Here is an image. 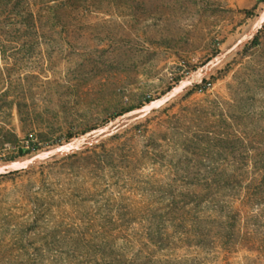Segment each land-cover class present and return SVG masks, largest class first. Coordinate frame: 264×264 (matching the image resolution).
<instances>
[{
    "label": "trees",
    "instance_id": "1",
    "mask_svg": "<svg viewBox=\"0 0 264 264\" xmlns=\"http://www.w3.org/2000/svg\"><path fill=\"white\" fill-rule=\"evenodd\" d=\"M102 1L0 0V57L68 30L76 12ZM16 67L0 66V84ZM193 104L196 128L141 146L116 132L49 164L71 176L46 182L25 204L8 264H264V121L251 108L240 119L226 114L216 98ZM1 107L10 114L14 105Z\"/></svg>",
    "mask_w": 264,
    "mask_h": 264
},
{
    "label": "rangeland",
    "instance_id": "2",
    "mask_svg": "<svg viewBox=\"0 0 264 264\" xmlns=\"http://www.w3.org/2000/svg\"><path fill=\"white\" fill-rule=\"evenodd\" d=\"M263 10L264 0H103L76 12L68 30L58 27L31 49L1 56L0 66L18 67L7 70L0 84L5 92L0 100V138L9 140L0 142V165L81 137L115 120L127 107L159 98L249 32ZM255 36L234 56L204 72L198 83L209 88L206 94L196 92L195 84L163 108L128 118L114 133L137 136L141 146L151 135L196 128L191 107L208 97L222 100L226 114L235 112L240 119L251 108L263 122L264 32L256 46ZM11 103L9 114L1 106ZM249 120H242L245 132L250 131L244 125ZM30 137L40 150L20 157ZM86 148L19 173L0 174V264L13 260L8 239L19 231L24 206L31 204L35 191L50 180L71 176L65 168L48 165Z\"/></svg>",
    "mask_w": 264,
    "mask_h": 264
},
{
    "label": "water",
    "instance_id": "3",
    "mask_svg": "<svg viewBox=\"0 0 264 264\" xmlns=\"http://www.w3.org/2000/svg\"><path fill=\"white\" fill-rule=\"evenodd\" d=\"M263 25L264 10L249 32L241 36L226 51L210 58L205 64L198 68L194 76L182 80L159 98L143 106L122 113L115 120L104 126L94 128L83 134L81 137H76L55 147L39 151L22 160L2 164L0 165V174L23 171L40 162L48 161L68 153L76 152L90 145H95L101 140V138L113 134L117 127L124 123L128 118L145 116L163 108L182 95L185 91H187V89L197 84L203 77L205 71H209L221 61L234 56L245 43H247L259 32Z\"/></svg>",
    "mask_w": 264,
    "mask_h": 264
},
{
    "label": "built area",
    "instance_id": "4",
    "mask_svg": "<svg viewBox=\"0 0 264 264\" xmlns=\"http://www.w3.org/2000/svg\"><path fill=\"white\" fill-rule=\"evenodd\" d=\"M38 148V144L35 142L33 137L28 138L26 140V144L23 146V149L32 151H35Z\"/></svg>",
    "mask_w": 264,
    "mask_h": 264
},
{
    "label": "bare ground",
    "instance_id": "5",
    "mask_svg": "<svg viewBox=\"0 0 264 264\" xmlns=\"http://www.w3.org/2000/svg\"><path fill=\"white\" fill-rule=\"evenodd\" d=\"M226 60V59H225Z\"/></svg>",
    "mask_w": 264,
    "mask_h": 264
}]
</instances>
